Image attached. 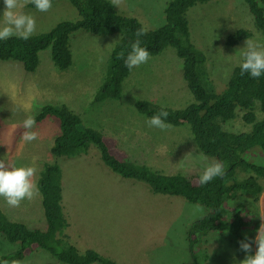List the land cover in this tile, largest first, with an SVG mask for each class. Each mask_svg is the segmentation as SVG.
Segmentation results:
<instances>
[{
  "label": "rangeland",
  "instance_id": "rangeland-1",
  "mask_svg": "<svg viewBox=\"0 0 264 264\" xmlns=\"http://www.w3.org/2000/svg\"><path fill=\"white\" fill-rule=\"evenodd\" d=\"M170 1L121 0L116 7L147 29H154L165 23L164 10ZM29 4L22 11L35 18L34 34L80 17L68 0H56L47 12L32 9ZM4 11V0H0V26L4 24ZM189 15L193 45L206 53L209 77L216 85L227 82L247 49V41L229 47V33L240 27L249 29L252 39L248 41L264 47V37L253 29V16L243 0H212L191 8ZM118 36L75 32L71 37L73 64L65 71L55 68L50 50L40 53L41 64L35 73H26L18 62L0 61V160L12 167L37 169L33 177L37 189L34 197L23 200L19 207H10L0 197V208L13 220L23 221L30 228L44 229L37 183L45 164L59 165L63 180L62 204L68 220L64 234L71 244L80 251L94 250L117 264H185L191 262L188 232L194 222L206 215L203 206L179 196L154 194L145 183L113 173L93 145L87 155L55 158L51 148L59 134L56 119L36 122L33 131L39 133V138L31 143L21 141L25 131L23 121L28 116L36 119L45 105L65 104L79 113L85 126L114 139L133 162L167 175L202 174L203 168L197 159L201 153L190 126H171L167 130L149 127L150 118L135 107L138 101H150L165 108L184 109L193 101L184 85L183 62L173 48L168 47L161 54L151 56L147 63L133 68L122 84L119 100L95 101ZM238 119L245 123L241 117ZM205 157L207 163L215 162ZM263 197L264 192L259 203L262 223ZM197 205L204 209L202 216L194 213ZM201 244L202 264H240L258 250L253 243L250 253L243 252L228 235H210ZM16 249L17 246L0 236V264L3 256ZM23 262L61 264L43 250Z\"/></svg>",
  "mask_w": 264,
  "mask_h": 264
},
{
  "label": "trees",
  "instance_id": "trees-1",
  "mask_svg": "<svg viewBox=\"0 0 264 264\" xmlns=\"http://www.w3.org/2000/svg\"><path fill=\"white\" fill-rule=\"evenodd\" d=\"M55 1L52 0V4ZM68 1L80 15L77 20L59 22L49 31L33 34L27 40L16 36L0 40V61L18 62L26 73H35L41 64L40 53L50 50L55 68L65 71L73 64L71 37L75 32L82 30L95 36L118 34L119 39L108 59L105 81L95 96L98 102L118 100L122 84L132 70L118 54L125 51L126 58L136 40V31L143 28L146 35L140 37L141 46L151 56L171 47L183 61L184 85L193 101L184 109L138 101L135 104L137 111L151 118L163 108L169 113L166 123L173 127L190 126L198 151L223 162L225 175L201 185L197 174L167 175L146 164L133 162L119 143L120 148L103 132L85 126L79 113L65 104L45 105L36 117L37 123L53 118L59 124L52 154L72 159L87 155L93 145L113 173L145 183L154 194L179 196L203 206L206 215L194 222L188 232L191 262L185 264L204 262L201 241L210 235H228L238 246L245 237L253 241L261 225L259 203L264 192V74L259 78H252L247 73L241 76L244 60L241 54V64H236L227 82L216 85L210 79L207 55L193 45L189 14L191 8L212 0H172L164 10L165 23L154 29H147L108 0ZM243 1L253 16V28L264 35V0ZM28 6L36 9L32 3ZM251 37L249 29L238 28L229 33L228 45L233 48ZM240 117L244 124L238 122ZM62 186L60 167L44 165L37 183L44 229L30 228L23 221L13 220L0 208V236L17 246L2 260L9 263L23 261L42 249L61 264H117L94 250L80 251L65 236L68 221L62 208ZM262 204L264 207V197Z\"/></svg>",
  "mask_w": 264,
  "mask_h": 264
},
{
  "label": "clouds",
  "instance_id": "clouds-1",
  "mask_svg": "<svg viewBox=\"0 0 264 264\" xmlns=\"http://www.w3.org/2000/svg\"><path fill=\"white\" fill-rule=\"evenodd\" d=\"M108 1H110L115 7L116 6L119 7V4L121 2V0H112V1L108 0ZM28 3L34 4L36 9L41 12H47L53 7L52 0H4V4H5V11L3 12L4 24L3 26H0V40H7L13 36L27 40L31 37V35L34 34V32L36 31L35 18L32 15L25 14L22 11V9ZM143 35H146V32L143 28L138 29L136 31L135 33L136 40L134 43L131 44L130 46L131 51L127 53L126 58H125V51H121L118 54V58L124 59L125 66L129 70L147 63L151 58L150 52L145 47L141 46L142 41L140 37H142ZM261 35L264 37L263 34ZM248 40L249 39H246L247 49H245L242 52V54L244 55L243 63L241 64V61L239 60L237 64L238 65L241 64V76L247 73L250 74L252 78H259L262 74H264V47L253 44ZM2 62H7V61H2ZM235 66L233 67V69L235 68ZM168 116L169 113L162 108L161 111L158 114L153 115L147 121V123L149 127H156L161 130H167L171 127L170 124L165 122ZM35 127H36L35 117L28 116L23 121V128L25 129V131L21 136L22 142L31 143L39 138V133L37 131H33ZM55 158H59V157H55ZM197 159L201 162V166L203 168L202 174L199 177V183L201 185H206L209 182H211L214 178L223 177L225 175V165L223 162L215 161L213 163H207L206 162L207 158L202 153L198 155ZM36 171L37 169L31 166L17 168V167H12L10 164L6 163L5 160H0V197H3L10 207H19L23 200L32 199L37 191L36 185L33 183V177ZM62 208H63V204H62ZM203 212L204 209L201 206L199 205L195 206L194 213H200L202 216ZM257 232L258 235L254 236L253 241L245 237V240L239 242L240 250L246 253H250L252 251L253 243H255L258 246V250L256 251V254L254 256L252 255L246 256V258L243 261H241L240 264H264V223L261 222V225L257 230ZM2 264H9V262L5 260L2 262ZM11 264H24V262L20 260H13Z\"/></svg>",
  "mask_w": 264,
  "mask_h": 264
}]
</instances>
